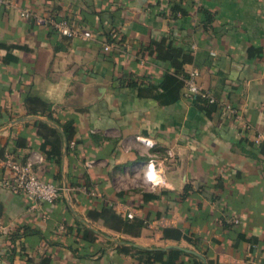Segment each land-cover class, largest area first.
I'll return each mask as SVG.
<instances>
[{"label": "crops", "instance_id": "crops-1", "mask_svg": "<svg viewBox=\"0 0 264 264\" xmlns=\"http://www.w3.org/2000/svg\"><path fill=\"white\" fill-rule=\"evenodd\" d=\"M2 1L0 153L19 143L18 161L41 180L89 186L95 196L32 201L3 187L12 175L0 161V264H141L134 247H176L204 264H264V0H184L188 13L176 17L179 0ZM45 14L82 22L95 38L52 34L36 21ZM162 39L192 57L184 73L199 72L216 102L211 114L149 52ZM135 82L158 90L140 94ZM176 93L179 101H166ZM43 112L76 123L59 162L47 158L44 138L62 129ZM153 160L165 179L156 190L146 176ZM103 205L146 228L137 236L91 220ZM166 228L197 244L165 238Z\"/></svg>", "mask_w": 264, "mask_h": 264}, {"label": "trees", "instance_id": "trees-1", "mask_svg": "<svg viewBox=\"0 0 264 264\" xmlns=\"http://www.w3.org/2000/svg\"><path fill=\"white\" fill-rule=\"evenodd\" d=\"M184 0H179V2L173 3L171 7V15L177 16L187 15V9L185 8L183 4ZM205 15L208 16V12H204ZM57 21L60 20H67L75 25H82L81 23H74L69 18H60L59 16L53 14L51 16ZM51 30L52 34H58L57 31L54 28H49ZM112 42L116 40H111ZM149 52L154 54L156 53L158 55V60H161L165 63H168L175 71V74L177 75V83L178 87L181 91H183L184 88V80L187 78L188 74L186 75L184 73V67L188 63L192 62V57L184 54V51L182 49L176 48L172 46L171 44H168L166 39H162L160 41L152 42ZM122 84V82H121ZM139 91L140 94H143V92H148L150 94H153L155 90H158V87L152 85V84H143V83H137L135 82L133 84ZM205 92L204 90H202ZM181 93V92H180ZM181 96V94H180ZM179 93L175 94V97H170L171 99L167 98L169 100L168 102H177L180 99ZM36 98V97H35ZM194 103L201 106L202 109L207 113L211 114L214 111V107L212 105H216V102L211 103L208 99L203 98L202 96H196L193 98ZM31 103L36 102L38 106L43 108V110H46V105L41 101V99H34V96L30 97L29 100ZM29 102V104H30ZM30 109V107H29ZM35 115H39L36 111H34L32 108L29 110ZM42 116L46 115L47 118L53 122H55L61 129L62 133L59 131H54L51 135L50 139H48L47 136H45L44 139H46L45 146H50V150L46 152L47 158L49 160L56 159V161H60V158L62 156L61 154V146L63 145V138L66 139L68 143H71L75 138V130H76V123L75 121H69L65 124L60 123L58 120H56L51 112H43L41 114ZM40 127H46V123H39ZM44 148V147H43ZM20 149L19 143L15 146V149L13 151H9L10 154H12L16 160L18 158L16 157V150ZM44 150V149H43ZM6 153L2 152L0 153L1 156H4ZM19 162L24 163L19 160ZM59 186V185H58ZM84 186V185H83ZM82 185H71L72 187H83ZM88 191H90L92 188L89 186H84ZM164 193V192H163ZM63 196V195H62ZM61 196V197H62ZM145 202L158 200L159 196L155 194H144ZM88 217L91 220H99L102 219L105 221V224L107 226H112L114 229L119 230L125 234H134L139 235L141 231L146 228L147 222L145 220H142L140 218H123L120 215L116 213L114 208L112 206L103 205L100 209L91 210L88 212ZM165 238H172L175 236L176 238H184L186 241L193 243L194 245L197 244L192 237L188 236V234H183L180 231L173 229V228H166L163 230ZM197 247V246H196ZM136 250V258L140 261L141 264H148L149 259H154V262L157 264H187L186 261L183 259L184 257H192V263L191 264H204V262L194 256L189 255L186 253L185 250L172 247L167 250H161V249H143L134 247ZM46 264V261L44 262Z\"/></svg>", "mask_w": 264, "mask_h": 264}, {"label": "built area", "instance_id": "built-area-1", "mask_svg": "<svg viewBox=\"0 0 264 264\" xmlns=\"http://www.w3.org/2000/svg\"><path fill=\"white\" fill-rule=\"evenodd\" d=\"M3 5V1L0 0V11ZM24 18L32 17V14L29 11H25L21 14ZM36 21L39 24L45 25L48 28H54L57 33L61 36L67 38H77L80 37L84 40H92L95 38V35L90 30L84 29L80 25H75L67 20L57 21L48 14L43 16H36ZM105 50L109 51L110 46H105ZM200 74L197 70L188 74L187 78L184 80V96L186 98L193 99L196 96H202L203 98L208 99L211 103H214L215 100L208 92H203L201 87L198 85L197 80ZM230 112L237 114L234 109H230ZM249 129V128H247ZM138 141L144 144L147 147H152V143L146 139L138 138ZM262 141L261 137L256 140L257 144H260ZM169 155L173 157V154L170 152ZM0 161L4 164L5 168L11 173V178L6 179L2 182L3 187L7 188L14 194H21L32 201L43 202L47 204H54L58 199L61 198L63 194H71L72 192H82L92 196H95L94 192H89L84 186L83 187H63L58 186L54 183L46 182L41 180L33 170L31 163H21L15 159V157L6 153L4 156H0ZM153 166L156 170L157 180H162V183H155L150 181L151 188L156 190L162 185H165V179L163 175L156 169L154 160L149 161L147 164V169L149 171V166ZM89 192V193H88ZM132 218V215L128 216Z\"/></svg>", "mask_w": 264, "mask_h": 264}, {"label": "clouds", "instance_id": "clouds-1", "mask_svg": "<svg viewBox=\"0 0 264 264\" xmlns=\"http://www.w3.org/2000/svg\"><path fill=\"white\" fill-rule=\"evenodd\" d=\"M157 173H156V170L153 166H149V171L148 173H146V176L147 178L150 180V181H153L155 183H162L163 181L162 180H157Z\"/></svg>", "mask_w": 264, "mask_h": 264}, {"label": "water", "instance_id": "water-1", "mask_svg": "<svg viewBox=\"0 0 264 264\" xmlns=\"http://www.w3.org/2000/svg\"><path fill=\"white\" fill-rule=\"evenodd\" d=\"M197 255V254H196ZM197 256H199V255H197Z\"/></svg>", "mask_w": 264, "mask_h": 264}]
</instances>
